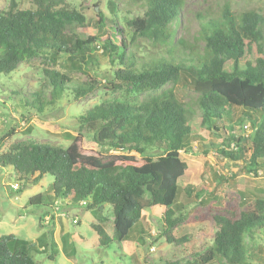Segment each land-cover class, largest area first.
<instances>
[{"label":"trees","instance_id":"obj_1","mask_svg":"<svg viewBox=\"0 0 264 264\" xmlns=\"http://www.w3.org/2000/svg\"><path fill=\"white\" fill-rule=\"evenodd\" d=\"M60 3L34 0L32 8L20 9L12 1L0 12V78H9L34 59L45 62L49 96L40 90L28 105L21 98L26 102L24 107L38 114H44L70 92L76 99L85 98L98 84L95 80L83 83L70 75V70L85 73L98 62L92 53L98 39L72 33L76 25H86V18ZM144 3L143 16L129 20L127 28L113 20L108 25L103 13L96 23L106 34L102 53L118 66L104 89L136 97L102 103L85 112L80 118V132L67 148L21 142L0 153V165L13 168L20 180L27 181L31 175L35 185L47 175L53 177L50 193L31 197L30 205L88 202V210L99 214L93 229L104 248L121 245L134 234L148 238L143 211L154 206L167 209L162 224L165 239L182 243L170 234L184 222L181 198L204 202L215 197L203 185H179L188 168L180 152L192 153L194 143L204 141L201 134L193 132L190 110L174 91L182 80L199 95L204 129L219 131L228 107L242 109L250 121L248 126L242 125L244 132L249 128L251 133L232 136L224 148L204 143L203 154L213 151L218 159L241 164L242 172L254 176L264 167V13L246 10L235 16L229 9L222 11L221 20L203 26L205 47L200 51L177 40L183 0ZM110 11L116 14L113 4ZM143 38L156 49H164L165 54L146 57L129 51L130 45ZM62 58L69 65L66 71L59 68ZM169 84L171 87L163 90ZM141 94L147 95L140 99L137 96ZM86 138L100 150L114 153L87 152L83 147ZM106 205L113 209L112 236L102 225ZM214 210L217 231L213 243L195 254L190 264H249L248 240L264 228V199L251 203L241 194L236 204L224 203ZM41 245L52 248L48 258L54 260L58 253L54 244H35L14 234L1 236L0 264H37L32 253H39V246L45 251Z\"/></svg>","mask_w":264,"mask_h":264},{"label":"rangeland","instance_id":"obj_2","mask_svg":"<svg viewBox=\"0 0 264 264\" xmlns=\"http://www.w3.org/2000/svg\"><path fill=\"white\" fill-rule=\"evenodd\" d=\"M15 1L18 8H32L34 0H0V12L6 11L11 2ZM181 10L182 26L177 30V40H183L203 51L205 41L202 40L203 26L212 21L221 20V13L229 9L235 16H240L246 10H255L264 13V0H183ZM115 6V13L111 5ZM60 6L75 9L86 18V25H76L72 33L81 38L95 37L98 39L92 48V53L98 62L87 68L85 73L73 72L77 81L86 83L91 80L98 82L93 93L85 98L76 99L73 93L63 96L56 105L44 114H38L30 107H24L21 98L27 100V105L36 92L46 93V80L43 73L45 62L37 58L20 68L9 78H0V153L7 151L12 144L33 142L49 144L67 148L72 137L80 132L82 115L88 110L113 101H131L136 95L124 94L104 89V85L112 78L117 65L102 53L105 33L97 29V20L100 13L111 20L118 21L126 27L127 22L136 17H142L146 7L144 0H61ZM127 28V27H126ZM128 30V29H127ZM129 51L141 56L165 54L164 49H156L150 40L140 39L130 45ZM190 51L188 50V53ZM186 53V54H188ZM60 69L66 71L69 65L65 58L60 60ZM117 63V62H116ZM171 87L165 86L163 90ZM174 91L178 98L190 110V125L195 133L201 134L204 141L194 143L192 153L180 152V158L186 162L188 168L180 179L181 187L203 185L215 197L201 202L196 198L182 197L185 205L184 222L172 229L171 235L182 243H169L163 236L162 224L166 208L150 207L143 211V223L150 234L144 240L134 234L129 241L121 245H112L108 248L100 247L99 237L93 229L97 224L98 212L88 210L87 203L71 205L69 203L48 204V206L30 205L31 197L50 193L53 177L42 178L33 185L34 176H28L27 181L20 180L11 167L0 165V237L14 234L18 238L40 243L55 245L58 251L54 260L48 256L52 248L38 247L39 253H32L37 264H190L199 252H204L213 243L217 226L213 219L216 211L224 203L239 201V196L245 194L248 202L257 198L264 199V167L257 176L242 172V165L217 158L213 151L203 154L204 143L213 142L220 148L228 145L232 136L251 133L244 125L250 121L244 116L240 108H227L225 121L219 131L210 132L201 126L202 113L198 107V94L185 81L177 83ZM147 94L138 95L144 99ZM150 95V94H149ZM244 124V125H242ZM84 149L92 153L106 155L114 153L106 149L100 150L91 139L86 138ZM18 185L15 190L12 185ZM179 214V212H178ZM102 225L112 236L114 232L113 209L106 205L102 210ZM178 216V215H177ZM49 220V224L44 220ZM50 232V234H49ZM52 237V238H51ZM249 264H264V228L257 230L253 239L248 240ZM215 264H218L216 262ZM225 264V263H221Z\"/></svg>","mask_w":264,"mask_h":264},{"label":"built area","instance_id":"obj_3","mask_svg":"<svg viewBox=\"0 0 264 264\" xmlns=\"http://www.w3.org/2000/svg\"><path fill=\"white\" fill-rule=\"evenodd\" d=\"M17 187H18L17 185H14L13 186L14 189H17ZM44 220L46 221L47 224H49L50 219L49 220H46V218H45Z\"/></svg>","mask_w":264,"mask_h":264}]
</instances>
